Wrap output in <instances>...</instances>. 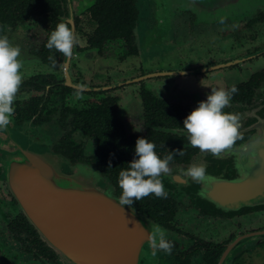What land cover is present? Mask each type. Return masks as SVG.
<instances>
[{"label":"flooded vegetation","instance_id":"1","mask_svg":"<svg viewBox=\"0 0 264 264\" xmlns=\"http://www.w3.org/2000/svg\"><path fill=\"white\" fill-rule=\"evenodd\" d=\"M119 1L0 0V34L19 47L22 73L10 122L0 128V264H59L11 186L17 145L39 141L90 167L119 198L118 172L138 136L161 156L172 153L160 173L167 195L130 205L165 230L170 251L157 247L156 264L264 258V198L251 195L264 179V0H209L201 12L175 2L162 18L170 29L149 49L148 34L136 33L140 0ZM162 5L155 2V12ZM61 20L77 43L52 62L53 48L43 44ZM232 84L237 91L223 110L239 115V136L219 155L201 152L183 119L211 88ZM201 161L213 177L207 186L183 171Z\"/></svg>","mask_w":264,"mask_h":264},{"label":"water","instance_id":"2","mask_svg":"<svg viewBox=\"0 0 264 264\" xmlns=\"http://www.w3.org/2000/svg\"><path fill=\"white\" fill-rule=\"evenodd\" d=\"M167 1L209 11V0ZM17 146L9 160L11 186L59 264L157 263L159 251L150 246L149 236L151 225L158 223L120 205L90 167L71 164L39 141ZM251 187L253 197L264 198V179L261 187Z\"/></svg>","mask_w":264,"mask_h":264},{"label":"clouds","instance_id":"3","mask_svg":"<svg viewBox=\"0 0 264 264\" xmlns=\"http://www.w3.org/2000/svg\"><path fill=\"white\" fill-rule=\"evenodd\" d=\"M77 43V36L70 22L61 20L48 35L45 47L69 56L73 45ZM20 49L12 44L7 36L0 34V128L7 126L14 111L12 101L21 83V62L18 59ZM52 59V57H50ZM237 91L235 84L227 89L211 88L205 99L184 117L183 127L192 146L201 152L210 151L219 155L229 149L239 136V115L225 112L224 106L230 102L232 94ZM172 153L161 156L155 151V144L145 136H138L134 146V156L128 161V166L118 172L117 183L121 188L118 198L120 205H132L134 199L153 193L156 196H166L167 192L162 183L161 172H168V162ZM204 162L190 163L183 170L197 183L205 186L213 180L206 173ZM203 194L204 189L199 190ZM149 244L155 250L157 247L170 251V243L166 239L165 230L159 224L151 225Z\"/></svg>","mask_w":264,"mask_h":264},{"label":"rangeland","instance_id":"4","mask_svg":"<svg viewBox=\"0 0 264 264\" xmlns=\"http://www.w3.org/2000/svg\"><path fill=\"white\" fill-rule=\"evenodd\" d=\"M163 3V7L165 8V11L162 12V10L159 11V13L155 12V2ZM140 0L139 2V8L141 9V17H140V21L141 22V26H138L136 29V33L138 34L137 36H139L141 38V40L144 38H146L147 35V49L150 48V46H152V44L154 45V43H152V41L155 39L156 37H160L162 32L166 31L168 32V30L170 29V21L167 18L166 24L169 25L168 27L165 26L163 19L165 17V13L170 14L171 12V8L173 7L175 4L171 5L169 4L170 2L167 0ZM169 2V3H167ZM158 4V3H157ZM159 18L157 21V23H154V19L156 18L155 16ZM164 15H163V14ZM168 28V29H167ZM165 32V33H166ZM154 46H158V44H155ZM174 53V52H173ZM176 55V54H175ZM262 255H251L250 258L247 259L246 264H262L264 262V258H262Z\"/></svg>","mask_w":264,"mask_h":264},{"label":"trees","instance_id":"5","mask_svg":"<svg viewBox=\"0 0 264 264\" xmlns=\"http://www.w3.org/2000/svg\"><path fill=\"white\" fill-rule=\"evenodd\" d=\"M117 3L119 5H121V2L119 0H117ZM125 3H126L127 7L129 6V12H131L132 11L131 5L128 4V2H125ZM45 43L46 42H44V44H43V48H44L45 51H47V50H49V48L45 47ZM61 55H62V52H60V51L56 50L55 48H53V58L51 59V61L52 62H61V60H62Z\"/></svg>","mask_w":264,"mask_h":264}]
</instances>
